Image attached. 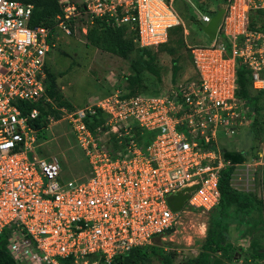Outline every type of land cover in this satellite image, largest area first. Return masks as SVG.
Returning a JSON list of instances; mask_svg holds the SVG:
<instances>
[{
	"label": "built area",
	"instance_id": "2783aa9c",
	"mask_svg": "<svg viewBox=\"0 0 264 264\" xmlns=\"http://www.w3.org/2000/svg\"><path fill=\"white\" fill-rule=\"evenodd\" d=\"M57 1L62 13L52 27H30L31 4L0 0V233L10 231L16 264H114L164 240L185 204L219 203V175L229 164L216 136L244 122L238 66L250 71L253 91L264 90V32L250 27L264 0H206L207 13L196 20L202 32L224 12L214 40L189 47L196 80L156 95L115 89L94 106L54 108L58 118L48 114L39 128V110L27 108L44 96L48 54L61 36H81L86 45L98 18L134 30L139 48H157L182 23L176 0ZM99 111L103 122L90 129ZM65 120L86 165L69 181L59 158L28 157L39 132ZM178 193L187 200L173 212L168 200Z\"/></svg>",
	"mask_w": 264,
	"mask_h": 264
},
{
	"label": "rangeland",
	"instance_id": "374dc122",
	"mask_svg": "<svg viewBox=\"0 0 264 264\" xmlns=\"http://www.w3.org/2000/svg\"><path fill=\"white\" fill-rule=\"evenodd\" d=\"M206 2L192 0L194 6L180 0L174 2V9L182 21L180 31L172 36L166 46L151 49L157 56L156 66L160 79L139 66L135 49L127 59H120L87 48L81 36H61L56 47L48 54L47 68L53 74L51 85L55 96L48 95L51 99H46L47 104H51L54 109L58 108L57 104L60 102L66 103L70 113L84 105H96L115 89L124 93L156 95L176 84L196 80L189 47L210 44L196 22L202 13H207ZM137 47L134 41V48ZM174 62L178 68L175 75L172 68ZM128 76L138 77L140 84H130ZM51 116L54 117L53 114ZM47 128L46 131L39 132L37 142L28 152V157L30 160L46 156L59 158L62 161V179L72 180V176H75L73 174L83 171L86 165L71 126L65 120L49 123ZM233 131L234 137L218 135L217 138L221 152L246 154L244 163L236 166L232 186L240 192L252 194L264 204V97H260L254 104L245 105L244 122ZM217 212L216 206L204 209L185 204L175 229L164 240H155L148 247V252L151 248H159L170 256L172 264H186L200 252L207 228ZM262 215L261 231H251L250 235H240L236 230L237 224H231L229 241L237 248V256L229 264H264V261H254L249 257L250 242L253 239L258 240L264 248V208ZM148 264L161 263L152 257Z\"/></svg>",
	"mask_w": 264,
	"mask_h": 264
},
{
	"label": "trees",
	"instance_id": "16d2710c",
	"mask_svg": "<svg viewBox=\"0 0 264 264\" xmlns=\"http://www.w3.org/2000/svg\"><path fill=\"white\" fill-rule=\"evenodd\" d=\"M27 4L32 5V14L30 19V27H52L54 18L62 13V10L57 0H22ZM259 26V30L264 32V10H258L251 15L250 27ZM180 26L173 28L169 34V40L176 32L180 31ZM130 37H127V35ZM135 31H128V27H115L111 24H106L104 21L94 18L91 25L87 29L86 47L98 50L103 53L110 54L120 59H127L129 55L136 50L139 66L160 79V72L156 66L157 56L151 51L152 48H134ZM159 46H166L170 41ZM183 47L184 45L181 44ZM173 75L176 74L178 68L176 62L173 64ZM46 80L44 83V96L27 109L35 107L39 110V117L36 121L37 126L46 127L45 116L53 114L58 118V112L52 109L51 104H47L48 95L55 96L51 78L53 74L49 69L45 68ZM264 77V72L262 73ZM130 84H140L138 77L128 76ZM237 97L246 104L256 103L260 97H264V90L253 91L251 88L250 71L244 66L239 65L237 69ZM118 88V87H116ZM135 90V89H134ZM254 93V94H251ZM123 93L124 97H130L138 93L128 92ZM51 99V98H50ZM57 107H67L66 103L60 102ZM23 114L26 113L24 110ZM99 118L92 121L89 128L103 122L102 112H98ZM222 157L226 165L220 172L218 181L219 203L217 215L211 220L206 235L198 255L190 259L186 264H229L234 257L237 256L236 247L229 241V231L232 223H236V230L240 235L252 234L254 230L261 231L262 213L264 204L262 200H257L252 194L240 192L233 188L232 179L237 165L243 164L245 161V153H236L223 151ZM252 231V233H250ZM10 236L8 229L0 233V264H16L7 251V243ZM255 238V237H254ZM150 247V246H148ZM148 247L135 248L123 258H116L114 264H148L153 257L161 264H172L169 255L164 254L159 248H151L148 252ZM251 252L249 257L254 261H264V248L258 240L250 242ZM254 264H257L255 262Z\"/></svg>",
	"mask_w": 264,
	"mask_h": 264
},
{
	"label": "water",
	"instance_id": "95a60500",
	"mask_svg": "<svg viewBox=\"0 0 264 264\" xmlns=\"http://www.w3.org/2000/svg\"><path fill=\"white\" fill-rule=\"evenodd\" d=\"M62 7V6H61ZM224 10L219 9L218 13L211 19L208 25L202 26L203 32L207 35L209 41H213L217 32L218 24L221 20ZM195 187L187 189L185 192H190L194 190ZM187 200V194L178 193L177 195L171 197L168 200V204L173 212H178L181 210L182 206Z\"/></svg>",
	"mask_w": 264,
	"mask_h": 264
},
{
	"label": "crops",
	"instance_id": "0c3cea01",
	"mask_svg": "<svg viewBox=\"0 0 264 264\" xmlns=\"http://www.w3.org/2000/svg\"><path fill=\"white\" fill-rule=\"evenodd\" d=\"M234 131H233V133H223V132H220V133H218L217 134V136H216V142H217V144H218V135L220 136V135H224V136H226V137H234ZM219 147V149H220V146H218ZM224 147V146H223ZM225 148V147H224ZM225 149H227V148H225ZM241 165V164H240ZM238 166V165H237ZM235 172H236V168H235ZM234 172V174H233V179H232V182L234 181V179H235V175H236V173ZM233 185V184H232Z\"/></svg>",
	"mask_w": 264,
	"mask_h": 264
}]
</instances>
